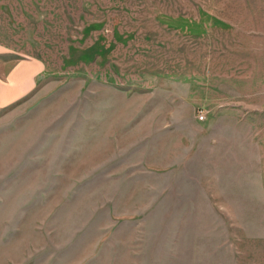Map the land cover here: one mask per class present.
I'll return each instance as SVG.
<instances>
[{"label":"rangeland","instance_id":"rangeland-1","mask_svg":"<svg viewBox=\"0 0 264 264\" xmlns=\"http://www.w3.org/2000/svg\"><path fill=\"white\" fill-rule=\"evenodd\" d=\"M19 70L0 264H264V0H0Z\"/></svg>","mask_w":264,"mask_h":264},{"label":"crops","instance_id":"crops-1","mask_svg":"<svg viewBox=\"0 0 264 264\" xmlns=\"http://www.w3.org/2000/svg\"><path fill=\"white\" fill-rule=\"evenodd\" d=\"M29 79L24 78L22 79L20 70L16 73L15 76L12 77V84L10 86H5L3 82H0V106L1 105H8L9 103H12L17 98H20L24 95V93H27V87L22 88V80H25V82ZM15 81V82H14ZM17 83V84H16ZM29 83V82H28ZM17 86V88H15ZM8 87V88H7ZM30 87V86H28ZM24 91V92H23ZM145 253L147 254V250H145ZM144 264H165L159 259V255H154L151 260H148V262H145Z\"/></svg>","mask_w":264,"mask_h":264},{"label":"built area","instance_id":"built-area-1","mask_svg":"<svg viewBox=\"0 0 264 264\" xmlns=\"http://www.w3.org/2000/svg\"><path fill=\"white\" fill-rule=\"evenodd\" d=\"M203 118V116H201V119Z\"/></svg>","mask_w":264,"mask_h":264}]
</instances>
